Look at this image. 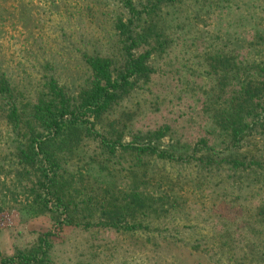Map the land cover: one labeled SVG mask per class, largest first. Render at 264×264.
Here are the masks:
<instances>
[{
    "label": "rangeland",
    "instance_id": "rangeland-1",
    "mask_svg": "<svg viewBox=\"0 0 264 264\" xmlns=\"http://www.w3.org/2000/svg\"><path fill=\"white\" fill-rule=\"evenodd\" d=\"M123 1L0 0V83L5 81L9 90L0 87V264L33 248L38 238L50 246L48 264H264V223L255 216L264 204V118L240 143L238 153H232V158L238 154L257 161L255 171L207 173L195 162L144 158L148 179L162 180L161 191L169 187L178 206L166 220L155 222L153 235L100 228L98 216L85 210L76 218L80 226L65 225V217L57 214L55 219L35 217L29 208L32 199L13 194L14 180L23 171L16 156L26 126L22 120L15 130L10 111L26 114L50 80L77 105L89 78L85 57L109 58L118 71L123 40L114 24L117 17L127 19ZM131 1L136 6L143 2ZM164 13L168 28L182 30L170 36L165 54L152 58L150 80L138 82L98 122L89 120L93 136L62 162L65 171L81 175L76 184L85 190L97 188L91 180L86 184L94 174L91 159L101 155L95 135L110 123L117 132L128 127L134 133L168 126V136L152 144L159 150L176 143L193 149L199 140L211 138L204 109L214 82L203 67L205 50L222 47L239 61L264 60V51L250 47L256 33H264V0H219L217 6L211 0H192ZM221 151L215 160L226 158ZM99 159L106 161L105 156ZM28 172L34 177V170ZM49 199L50 209L54 200Z\"/></svg>",
    "mask_w": 264,
    "mask_h": 264
},
{
    "label": "trees",
    "instance_id": "trees-1",
    "mask_svg": "<svg viewBox=\"0 0 264 264\" xmlns=\"http://www.w3.org/2000/svg\"><path fill=\"white\" fill-rule=\"evenodd\" d=\"M186 1L192 0H143L139 6L131 0L123 1L127 19L117 17L114 24L119 39L123 40V63L118 71L109 58L85 57L89 78L78 94L77 105L50 80L47 90L38 94L26 114L15 108L10 111L9 120L15 130L20 128L22 120L26 126L25 142L18 147L16 156L23 171L14 180L13 194L32 199L29 208L35 217L47 215L55 219L57 214V218L65 217V225L80 226L76 218L85 210L98 216L96 226L100 228L153 235L155 222L166 220L178 206L174 207L177 200L175 195L170 197L169 187L168 192L161 191L162 180L153 183L148 179L149 165L144 158L169 164L195 162L197 169L207 173L226 169L231 174L242 175L250 168L255 171L254 166L260 168L257 161L248 162V158L238 154L232 158V153H238L240 143L264 118V60L239 61L222 47L205 50L202 58L207 77L214 82L204 109L211 121L210 139L199 140L193 149L176 143L159 150L152 144L168 136V126L145 133L120 127L117 132L113 122L102 127V134L95 135L101 155L91 159L94 174L87 177L86 184L91 180L98 189L90 191L78 186L77 176L81 175L62 167V162L79 150L84 139L93 136L87 128L89 124L93 126L89 120L98 122L138 82L150 80L154 72L152 58L164 53L170 47V36L182 30L167 27L164 10ZM211 1L218 5L219 0ZM255 36L251 49L264 51V33L257 32ZM0 87L1 91L9 92L5 81H1ZM125 137L131 141L124 142ZM218 151L227 152L226 158L215 160ZM199 154L203 156L195 158ZM101 156H105V162L99 159ZM116 167L120 170H115ZM29 170H34V177ZM1 172L0 165V176ZM50 197L54 203L49 209ZM2 210L0 205V213ZM255 216L264 223V204L257 208ZM48 250L46 240L38 238L33 248L17 251L1 264H48Z\"/></svg>",
    "mask_w": 264,
    "mask_h": 264
}]
</instances>
